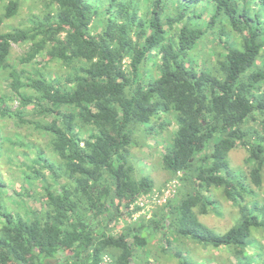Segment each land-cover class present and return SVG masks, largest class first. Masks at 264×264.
Here are the masks:
<instances>
[{"label": "clouds", "instance_id": "clouds-1", "mask_svg": "<svg viewBox=\"0 0 264 264\" xmlns=\"http://www.w3.org/2000/svg\"><path fill=\"white\" fill-rule=\"evenodd\" d=\"M0 264H264V0H0Z\"/></svg>", "mask_w": 264, "mask_h": 264}]
</instances>
